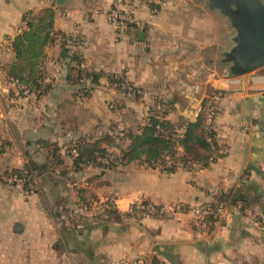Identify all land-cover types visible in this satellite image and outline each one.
<instances>
[{
  "label": "crops",
  "instance_id": "0c3cea01",
  "mask_svg": "<svg viewBox=\"0 0 264 264\" xmlns=\"http://www.w3.org/2000/svg\"><path fill=\"white\" fill-rule=\"evenodd\" d=\"M126 3L135 27L116 34L107 17L114 0L61 4L59 0H0L1 79L11 89L3 68L15 59L11 41L25 30L24 16L52 8L55 29L80 42L76 47L85 68L123 77L138 90L140 97L130 102H139L141 110L155 107L153 98L172 99L168 119L182 125L195 122L203 101L213 91L220 92L214 97L213 127L224 156L207 168L179 167L173 173L140 162L105 171L71 169L68 178L44 179L40 194L5 180L6 171L23 168L29 158L44 162L36 142L47 140L64 148L82 135H91L83 130L88 120H81L77 112H90L87 102L97 94L121 95L103 77L91 97L75 98V88L67 83V71L59 60V45L51 47L46 68L53 90L40 99H22L18 111L6 105L0 114V143L7 142L0 156V264H122L123 260L264 264V79L228 80L205 69L213 54L217 59L216 49L229 47L232 32L227 21L210 12L204 2L195 21L190 9L177 1ZM140 31L146 34L142 41ZM189 63L197 64L196 72L188 71ZM61 105L67 106L73 122L57 114ZM66 161L71 168L72 161ZM220 195L242 197L246 203L230 207L220 228L204 232L192 208L212 204ZM110 197L117 217L89 221L70 217L68 211L80 198L94 206ZM144 202L181 211L171 217H132L131 208Z\"/></svg>",
  "mask_w": 264,
  "mask_h": 264
},
{
  "label": "trees",
  "instance_id": "16d2710c",
  "mask_svg": "<svg viewBox=\"0 0 264 264\" xmlns=\"http://www.w3.org/2000/svg\"><path fill=\"white\" fill-rule=\"evenodd\" d=\"M23 22L25 30L11 41L15 59L3 68L5 80L11 84L12 97L18 95L20 100L31 97L40 99L53 90V79L49 77L46 63L48 49L56 45L60 48V63L67 71L66 81L69 86L75 88V98L91 97L103 77L129 99L140 97L138 90L130 83H126L123 77L91 72L84 67L83 56L76 47L80 42L55 29L54 9H45L37 15L29 12L24 16ZM133 27L135 25L130 24L127 28ZM218 94L220 92L213 91L211 96ZM153 101L155 107L149 110L145 122L134 131H121L113 135L109 132H100L102 127H98L96 132L100 133L97 132V135H82L64 148L56 142L40 140L35 145L43 153L44 162L29 158L23 168L6 171L4 175L12 183L23 184L28 193L40 194L42 185H37L41 181L46 178L55 181L54 175L68 178L71 169L75 172H82L88 168L105 171L140 162L149 168H162L168 173H173L179 167L204 169L224 156L213 127L216 108H213L212 102L208 99L203 101L202 110L195 122L176 125L168 119L175 101L158 97L153 98ZM59 108L58 115L65 114L67 121H74L70 112L66 110V105ZM209 112L213 114L210 125L207 124ZM6 146L7 142L0 143V156L5 152ZM74 152L77 154L76 157L73 155ZM67 159L72 161L71 168L67 165ZM239 202L246 203L242 197L220 195L212 204L203 207H216L217 203H228L232 207ZM142 205L152 204L144 202ZM78 206L92 209L93 203L80 198L75 207ZM104 215L107 218L117 217V210L105 211ZM211 222L213 219H206V223ZM149 262L161 264L156 260Z\"/></svg>",
  "mask_w": 264,
  "mask_h": 264
},
{
  "label": "rangeland",
  "instance_id": "374dc122",
  "mask_svg": "<svg viewBox=\"0 0 264 264\" xmlns=\"http://www.w3.org/2000/svg\"><path fill=\"white\" fill-rule=\"evenodd\" d=\"M173 2L177 1L180 2L179 4L189 8V14H191V20L195 21L198 19L199 14L202 12L201 7L203 6V2H199L198 0H171ZM152 3V2H151ZM205 6V2H204ZM153 9L152 11H154ZM109 13L107 14L108 20H109ZM132 13V12H131ZM217 22V21H213ZM110 23V20H109ZM111 25V23H110ZM112 26V25H111ZM114 29V28H113ZM125 30L122 29L120 32L116 31V34H121ZM212 62L211 64L205 63V69L207 70L210 68L213 72L218 73L220 76H226L228 80H235L238 78H247L250 83H252V79L250 80L251 76H254L255 78H263L264 79V67L253 72L250 74H247L245 76L241 77H229L225 73V67L223 65H220L217 63V60L214 56V54L211 56ZM85 67V64H84ZM188 71L193 73L197 71V64H188ZM129 83V82H126ZM252 86V85H251ZM12 91L7 85V83L3 82V80L0 77V114L3 113V107L6 105L13 106V111L20 110L21 107L20 98L18 95H15V97H12L11 95ZM17 94V93H16ZM215 97V96H214ZM213 96L209 97V101L212 102L213 108H216V104L214 101L216 99ZM139 102H136L132 100L130 102V99L123 94L117 95V98L115 96H109L107 93H101L97 94L96 97L91 99L87 102V106L91 107V111L89 112H77L78 116L81 120H88L89 123L88 126L84 127V131L93 134L94 136L97 135V132H109L113 135L119 134L121 131H129V130H136L137 126L140 124V120L143 115L148 114L147 108L144 107V109L141 110V105L138 104ZM152 105H154V102H152ZM147 111V112H146ZM13 113V112H12ZM94 126L102 127L101 130L96 132V129H94ZM99 132V133H100ZM12 152V151H10ZM12 160V159H11ZM11 160L8 161L11 163ZM3 178L5 180H8V177L3 175ZM9 181V180H8ZM10 182V181H9ZM44 181H41L37 186L40 184L42 185ZM21 188L25 190L23 187V184H21ZM109 200H114V198H109ZM106 201V200H105ZM103 201V202H105ZM215 228H220V226H217Z\"/></svg>",
  "mask_w": 264,
  "mask_h": 264
},
{
  "label": "water",
  "instance_id": "95a60500",
  "mask_svg": "<svg viewBox=\"0 0 264 264\" xmlns=\"http://www.w3.org/2000/svg\"><path fill=\"white\" fill-rule=\"evenodd\" d=\"M64 0H59L61 4ZM224 18L232 35L227 49L215 50L217 63L229 77H241L264 67V0H198ZM140 31L138 39L145 37Z\"/></svg>",
  "mask_w": 264,
  "mask_h": 264
},
{
  "label": "built area",
  "instance_id": "2783aa9c",
  "mask_svg": "<svg viewBox=\"0 0 264 264\" xmlns=\"http://www.w3.org/2000/svg\"><path fill=\"white\" fill-rule=\"evenodd\" d=\"M109 20L115 31L120 32L122 29H126L128 25L134 24V16L127 9L126 0H114L113 8L109 13ZM264 93V91H263ZM213 114L211 112L207 115V124H212ZM75 157L77 154L74 152ZM116 204L113 200H106L105 202L98 203L93 206L92 209H88L85 206L74 207L70 210V217L76 220H99L104 218V212L110 210H116ZM230 206L228 203H217L216 207L204 208L203 206H194L192 208V215L194 219L200 223L202 231H209L212 227L221 226L225 223L230 214ZM177 211H181V208H165L154 205H142V203L135 204L131 210L130 215L138 218L148 217H171ZM206 219H213V222L206 223ZM122 264H151L143 260L128 261L123 260Z\"/></svg>",
  "mask_w": 264,
  "mask_h": 264
}]
</instances>
